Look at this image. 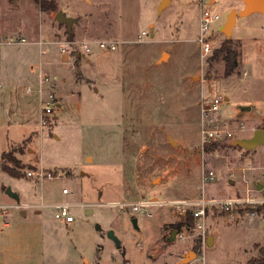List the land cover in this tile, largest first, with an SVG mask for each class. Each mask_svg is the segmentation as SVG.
Returning <instances> with one entry per match:
<instances>
[{
    "label": "rangeland",
    "instance_id": "rangeland-1",
    "mask_svg": "<svg viewBox=\"0 0 264 264\" xmlns=\"http://www.w3.org/2000/svg\"><path fill=\"white\" fill-rule=\"evenodd\" d=\"M54 1L56 12H42L33 0H0V68L15 54L25 77L17 83L30 80L28 86L36 87L30 67L43 60L47 73L58 77L52 91L61 101L56 119L44 127L37 93L25 92L28 101L21 102L23 92L14 91L0 106L6 120L0 127V264H180L201 241L170 240L181 229L173 208L158 206L148 216L114 204L264 198V189L254 186L264 185V146L246 151L230 145L264 125V16L238 18L230 38L239 66L226 78L221 58H202L196 42L201 0H169L160 11L162 0ZM203 3L221 15L214 26L219 48L227 39L222 26L228 14L243 3ZM59 10L78 18L73 38L55 19ZM144 31L148 36H141ZM21 37L28 44L20 51L5 44ZM39 39L53 43L48 56L40 55ZM101 40L120 44L116 51L93 45L92 54L78 55V64L76 53L63 61L56 43ZM216 95L223 98L220 119L243 131L232 142H213L229 145L207 152L200 142L201 113ZM20 103L29 106L23 123L14 116ZM9 158L21 162V178L1 170L14 168ZM28 170L55 178L39 181L26 177ZM210 171L215 177L205 183ZM57 204L71 205L73 223L55 218L51 206ZM234 214H209L207 236L215 244L207 247L208 264H246L264 249L262 218Z\"/></svg>",
    "mask_w": 264,
    "mask_h": 264
},
{
    "label": "built area",
    "instance_id": "built-area-1",
    "mask_svg": "<svg viewBox=\"0 0 264 264\" xmlns=\"http://www.w3.org/2000/svg\"><path fill=\"white\" fill-rule=\"evenodd\" d=\"M210 3V2H209ZM201 10H200V21H199V35L196 42L200 48V54L202 58H206L212 55L213 51L217 48L216 44V34L214 26L220 21L221 15L211 8L204 7L203 0H201ZM141 36H148L147 32H142ZM60 44V53L65 57L63 61H66L71 55L76 53V55L87 56L92 54L93 45L99 47V49L104 51H116L120 42L115 40H101L95 43L90 42H56ZM8 45H24L28 44L26 38L21 37L16 40H9L5 42ZM52 42H46L39 39L36 42L38 45L39 53L41 56L49 55V45ZM45 64L41 60L38 64H33L30 67L31 72L36 73L38 76L37 86H27L26 93L33 94L37 93L41 101V126H49L52 121L55 120L56 108L61 106V101L55 96L52 89L54 88V82L57 81L58 77L56 75H50L45 70ZM223 104L222 96L216 95L211 99L203 103L202 113H201V128H200V142L202 148L213 142H232L235 140V134L238 131H243V126L240 129H235L232 123H227L220 119L219 113L221 105ZM27 177L36 178L39 181L45 179L54 180L55 175L52 172H45L44 170H28ZM215 177L213 171L208 172L203 179L204 182L208 183ZM264 177V174H263ZM64 194H68L66 190L63 191ZM115 206L121 207L122 210H132L134 212L145 211L148 216H150V211L158 206H168L173 208L174 215L180 217V222H185L188 215L195 219V224L188 226L186 223L181 227V229L176 230V242H181L183 240L198 239L201 241V247L195 252V259L184 264H208L206 260V250H207V231H208V216L213 212L228 213L230 216L235 217L234 212L241 214L245 211V216H256L261 217L264 221V198L257 199L247 196L245 198H207L205 196L197 199H185V200H175L170 202H160L156 199H146L139 202L133 203H115ZM252 207V210H248V207ZM27 207V206H26ZM38 207H44V205ZM55 210V218L64 221L66 224L74 222V218L70 214L71 205L69 204H57L51 206ZM262 207L259 211L255 208ZM195 242V241H194Z\"/></svg>",
    "mask_w": 264,
    "mask_h": 264
},
{
    "label": "water",
    "instance_id": "water-1",
    "mask_svg": "<svg viewBox=\"0 0 264 264\" xmlns=\"http://www.w3.org/2000/svg\"><path fill=\"white\" fill-rule=\"evenodd\" d=\"M239 1L243 3V8L240 11H231L228 14L226 22L222 27V33L225 34L227 38H230L233 29L237 24L238 18L247 17L254 13H260L264 16V0H239ZM167 2L168 0H162V2L158 7V11H160V9L164 7ZM55 19L59 24L67 26V32L69 34H73L72 32L73 26L79 23L78 18L68 17L60 10L57 12ZM245 110H250V108L245 107L243 108L242 111ZM232 146H238L240 148L245 149L246 151H255L258 147L264 146V129L261 128L256 129L250 138H241L233 141ZM254 186L257 191H262L264 189V185L260 182H256ZM6 193L14 200L19 201V195L12 192L11 189H8ZM134 224L137 227V219H134ZM97 229L100 230V226H97ZM176 235H177V231L175 230L172 232L170 240H175ZM109 237L116 242L119 248H121L122 246L121 242L115 236L114 232L112 231L109 232ZM207 245L210 247L213 246V238L211 236H209L207 239ZM191 256H195V252L190 251L187 254H185L180 264L186 263V261Z\"/></svg>",
    "mask_w": 264,
    "mask_h": 264
},
{
    "label": "trees",
    "instance_id": "trees-1",
    "mask_svg": "<svg viewBox=\"0 0 264 264\" xmlns=\"http://www.w3.org/2000/svg\"><path fill=\"white\" fill-rule=\"evenodd\" d=\"M34 3L37 5V7L40 8L42 12H56L58 10V7L56 5V2L54 0H33ZM73 32V30H72ZM69 38L74 37V32L73 34H69L67 32ZM221 58V60L224 62V75L226 78L231 77L238 69L239 62V54L237 50L234 49L233 41L231 38H227L222 45L215 49L210 57V60ZM76 63L78 64L79 62V56L75 57ZM261 129H264V125L262 126ZM229 144L225 143H211L208 144L204 147V151L206 150L207 152H210L211 150L221 147V146H228ZM232 145V143L230 144ZM2 158L5 159V154H3ZM9 163H11L14 168L3 165L1 170L11 176L12 178H21L22 177V172H23V166L19 160L16 158H9ZM27 177V174H26ZM248 210H252V207H248ZM257 210H261L262 207H257L255 208ZM242 215L245 214V211L241 212ZM184 223L186 225L191 226L195 224V219H193L190 215L187 216L185 222H180L179 224L176 225V229L181 228ZM200 249V246L195 249V251H198ZM246 264H264V249H260V254L257 257H252L250 258Z\"/></svg>",
    "mask_w": 264,
    "mask_h": 264
},
{
    "label": "crops",
    "instance_id": "crops-1",
    "mask_svg": "<svg viewBox=\"0 0 264 264\" xmlns=\"http://www.w3.org/2000/svg\"><path fill=\"white\" fill-rule=\"evenodd\" d=\"M56 14H55V16H56ZM76 15H77V12L73 11L72 16H76ZM16 47L19 49L18 51H20L21 48H23L20 46H16ZM29 53H30V51H28V50L24 51V55L27 57L30 56ZM18 68H19V61L17 59V56L15 54L11 53L6 58V62L4 64V66L0 68V106L3 105L4 100H5V102H7V100L10 99V97L12 96V93H15L14 91H19V90L22 91L23 95H24L21 98V102L28 101L26 99L25 92H26V87L28 85H30L31 82H29L30 80H27L26 82H23L20 85H19V83H17L18 80H25L23 72H21V74H20L18 72ZM35 83L37 84V80L35 81ZM28 109H29L28 104L26 105V103H20L18 105V115L14 114L16 120L19 121L20 123L26 122L27 121V115H28ZM4 125H6V120L3 116V114L0 112V127L4 126ZM28 139L29 138L25 139L24 141H26ZM5 152L6 151L3 150V154ZM214 244H215V240L213 238V246H214Z\"/></svg>",
    "mask_w": 264,
    "mask_h": 264
},
{
    "label": "bare ground",
    "instance_id": "bare-ground-1",
    "mask_svg": "<svg viewBox=\"0 0 264 264\" xmlns=\"http://www.w3.org/2000/svg\"><path fill=\"white\" fill-rule=\"evenodd\" d=\"M168 2H169V0H168ZM168 2H167V3H168Z\"/></svg>",
    "mask_w": 264,
    "mask_h": 264
}]
</instances>
